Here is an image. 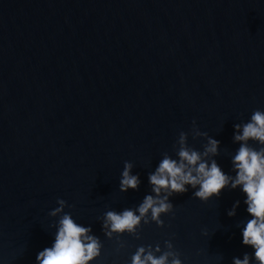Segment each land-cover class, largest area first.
<instances>
[{
  "label": "water",
  "instance_id": "1",
  "mask_svg": "<svg viewBox=\"0 0 264 264\" xmlns=\"http://www.w3.org/2000/svg\"><path fill=\"white\" fill-rule=\"evenodd\" d=\"M264 110V0H0V264H35L64 199L103 241L96 264H129L140 245L171 238L186 264H231L246 205L239 190L203 203L172 198L163 228L144 225L115 251L99 218L136 206L192 121L221 141L231 169L233 124ZM125 161L143 181L122 193ZM207 230L209 235L202 232Z\"/></svg>",
  "mask_w": 264,
  "mask_h": 264
},
{
  "label": "clouds",
  "instance_id": "2",
  "mask_svg": "<svg viewBox=\"0 0 264 264\" xmlns=\"http://www.w3.org/2000/svg\"><path fill=\"white\" fill-rule=\"evenodd\" d=\"M233 144L238 145L229 153L231 169L226 172L218 160L221 141L201 131L192 121L193 140L203 139L201 148L188 143L189 133L181 131L173 145L174 156L162 154L155 168L148 172L150 192L134 207L122 210L109 209L99 218L101 231L109 240H115L119 253L126 247L123 239L131 236L142 239L144 225L154 223L163 228V216L174 218L175 205L172 198L191 191L192 198L203 203L219 200L224 191H236L243 196L227 210L235 217L241 203L246 205L247 216L236 225L240 229L241 244L251 248L242 258L233 256L231 264H264V110L255 109L246 122L233 124ZM134 164L125 161L120 174L118 189L122 193L139 191L143 181L140 173H134ZM57 207L48 212L54 218V229L49 246L38 251L35 264H96L103 254L104 244L91 225H84L74 217L66 200L58 199ZM202 235L208 236L207 230ZM171 238L155 246L140 245L131 255L129 264H186L187 258L175 249Z\"/></svg>",
  "mask_w": 264,
  "mask_h": 264
}]
</instances>
